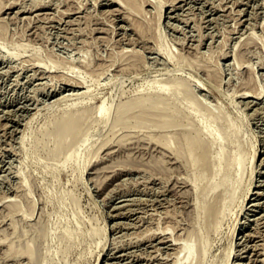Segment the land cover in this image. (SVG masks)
<instances>
[{
  "label": "rangeland",
  "instance_id": "1",
  "mask_svg": "<svg viewBox=\"0 0 264 264\" xmlns=\"http://www.w3.org/2000/svg\"><path fill=\"white\" fill-rule=\"evenodd\" d=\"M0 1V5L3 4L2 6H4L5 3L6 6H4L5 8L0 6V17H4L0 18V20L2 19V22H0L3 23L4 21L3 24H6L5 26L1 24L0 30L5 27L4 29L6 30H2L3 34H8L7 36L4 35V44L0 43V199L2 195L0 214L4 215L9 212V208L6 207L7 205L5 206V204L9 203L8 200L10 202L15 200L19 204L18 206L21 205L19 207L20 211L16 206L17 204L13 205L14 207L12 206L14 209L11 208V217L8 215L9 213H7L8 216L0 215V218H6L5 220L3 218H1L2 220L0 219L3 224H0V264H129V262H131L130 264H164L161 261H163L165 253V257H168L167 260L164 259V261L166 260L165 264H173L172 257L174 253L171 246L165 247L164 243H159L157 240L151 241L148 237L151 235L148 234V231L150 230V233L153 230L152 232L157 233L155 232L157 228L163 229L164 231L162 232L164 233H158L164 234L168 238L169 234L172 233L171 235L174 237L176 233V236L180 235L178 237L185 239V234L189 233V237L196 244H200L203 238L206 252L203 257L194 253L193 264L195 260L201 258L200 261L197 260L199 264H225L228 251H231L227 259L228 264L242 262L243 260L236 259V255L240 256L241 253L248 256L246 258L248 262L246 263V260H244L243 264H264V256H262L264 255V193L262 191L264 190V0H187L186 2L176 0L178 7L175 10L169 9L171 0H167L169 2H166V5L164 4L159 21H157L158 8L166 0H139V5L142 4L140 7H144V10L140 8L141 10L138 9L140 11L136 9L135 12L132 11L134 10L132 8H128L125 5L122 6V2L121 4L120 2L110 3L109 0H10V3L8 2L9 0ZM224 1L226 4L223 3ZM6 3L9 5L12 3L13 6L8 7ZM202 3L204 4L202 5ZM34 4H40V6L35 7ZM180 4L181 6H179ZM218 4L222 6L225 4V6L223 8L218 7L221 6ZM31 5L33 8L30 7ZM114 6L115 9H113ZM17 9L20 10L18 11ZM108 11L111 12L109 13ZM44 12L45 14H43ZM38 13L39 16H37ZM123 13L129 14L126 16ZM132 20L134 23L139 21V24L142 23V26L144 25V28L147 27L145 30L146 35L135 28V24L130 22ZM33 29L36 30L32 32ZM136 29L139 34L141 32V36ZM30 35L35 37L32 38ZM17 38L23 42V46L17 41ZM26 39L31 44L26 43ZM33 39L37 40L33 42ZM9 41H12V45L9 44ZM14 41L17 42L15 43ZM129 49H135L132 52H137V55L131 54V50L129 53ZM10 51H13L16 55L9 57L7 54ZM130 55L134 58L140 57L137 59L138 61L133 59L137 64L126 63L129 61L133 62ZM25 58H29V60ZM30 58L35 59L30 61ZM123 58L126 62L123 61ZM105 62L108 64H101ZM205 62L212 67H208ZM29 63L35 64L31 65ZM201 63H204L203 65L207 69L215 68V70L213 69L215 71L213 75L216 76L214 79L217 80L216 82L222 88L216 82L214 83L215 86H213L212 80L203 78L205 77L204 71L207 69ZM25 64L26 66H24ZM180 64L182 65L181 67ZM134 65L138 66L135 67ZM214 65L215 67H213ZM103 66H107V68ZM45 67L49 68V70L47 68L46 70ZM93 67H97L96 73L95 71L94 73L89 71ZM98 67H103V70ZM121 67H124V69ZM118 68H121V71ZM127 68L129 70H126ZM134 68L137 69L134 71ZM10 69H12V72H9L11 71ZM100 70L103 72L99 73L98 71ZM131 70L135 74L131 73ZM33 71L36 73H33ZM39 71L42 75H40ZM251 72L253 75L251 74L250 76L253 79L248 77ZM34 74L40 75V79ZM191 76L193 79L196 76L204 80V89L195 88V91H199H194L193 93H197L195 94L197 97H195L200 100H196L195 103L194 95L189 90L184 89L180 93V81L187 82L186 89H189V84L192 87L193 79H191ZM69 77L71 80H84L90 85L88 92L84 89V92L78 93V95L70 89H64V86H62L63 89H60L62 88L61 83ZM152 78H157V81H152L154 80ZM247 79L250 80H248V85H254L253 87L256 88L255 93H259L258 98H242L238 96L239 94H236V88L239 89V85H246ZM164 83H167L165 85L173 84L179 89L174 96H171L173 100L170 99V103L163 105L162 102H157V108L161 111L157 110L158 112H153L155 113L153 114L151 108H141L138 106L139 104L137 105L136 101L141 99L146 94L145 92L150 93L151 96L149 95V97L157 98L154 94L155 88L164 85ZM52 86H54L53 89L55 87L56 89L53 90ZM80 90H83V88H80ZM234 91H236L235 94L232 93ZM62 94L64 95L63 97H61ZM233 94L235 95L234 97ZM76 95L79 96V100H85L92 95L93 100L91 103L93 105H96L104 97L105 102L110 107L109 113L105 119H100L98 116L95 117L96 115L93 111L95 106L93 107L91 103L88 104L91 105L93 110L91 109L90 115L81 121L80 132L77 137L73 139L67 135L61 141V144L57 146V135L53 132L52 121L62 114L65 109L69 108L68 104L75 100V97L76 99L78 98ZM56 96H60V98H56ZM70 97H73V99ZM189 101L196 105L195 107H197L199 112L192 108L193 104ZM248 102L249 104L251 103L250 106H248ZM130 103L133 104L130 105ZM182 104H186V106H182ZM187 104L191 107L187 106ZM180 105L183 109L180 108ZM181 109L182 111H180ZM116 111L123 112L121 114L123 118L121 116L122 119L120 121L114 122V116L120 114V112L115 114L117 113ZM153 111H156V109ZM195 113L197 114L195 115ZM212 116L215 117V120ZM7 124H10V126H7ZM205 124L210 125V128L213 126L212 129L215 128V131L221 129L219 133L223 130L224 135L223 133L221 134L224 136V145L228 143L226 148L224 147L227 153H225V156L228 159L240 147L248 151L245 158L250 155L253 148L256 149L253 162H249L250 166H248L247 161L245 162L246 166L244 165V167L248 170L244 169L243 171L245 172L241 175V178L244 177L243 186L241 187L243 183L241 178H239L240 182H238L241 185L234 184V197L231 201H228V194L234 186L232 183V186L229 184L226 189L224 185H222L223 187L221 185L217 187L219 191L221 188L226 190H221V196L217 189L213 191L206 187L209 184L208 178L213 172V162L210 161H212L213 155L218 148L217 146H219L216 142L213 141L215 145H212L211 141L206 146L209 151L206 153L209 162H205V165H203L205 167L201 168L203 170L202 178H200L199 189L197 190L201 191V194L195 191L192 183L197 166H191L186 162L187 159H184V156L187 158V155L183 156L182 154L176 157L175 153H170L175 150L173 148H177L179 140L176 137H180V135L176 133L181 134V131L187 130H192L193 132V130H197L195 128L204 130L205 128H202V126ZM49 129L52 130L51 133L48 132L50 131ZM24 135H27V137ZM229 135L231 138L228 137ZM225 136L228 138H225ZM202 137L204 139L207 135L204 133ZM164 138L169 140L173 151L170 148L169 151L168 149L165 150L166 147L162 148L163 146L159 145L160 142L158 141ZM229 139H232V141ZM155 145H159L158 148ZM159 147L165 150L164 152L167 156L165 153L164 155L161 153L162 151ZM212 147L217 148H213V151ZM6 149L9 150L7 151ZM156 149H158V153ZM197 150L199 151L200 149L198 148ZM82 165L84 166L82 167ZM110 169L114 170L110 171ZM233 169L227 167L215 179H222L224 173L231 177L233 175L232 171L234 173ZM248 179H252L251 191L248 192L245 198L243 191L248 188L244 187V185L247 186ZM184 181L185 183H182ZM17 183L21 184L22 187ZM15 184H17L18 189L15 188ZM95 185L98 189L94 187ZM257 190L260 195H258ZM17 192H19L21 197H19ZM24 192H28V194H24ZM24 195L28 197L26 198L25 196L24 198ZM217 195L220 196L222 201L223 195H227V204L231 202L228 204V208L227 205L225 206L226 208L224 207L226 211L221 206L222 201ZM237 196L240 197V200ZM3 197H7L6 201ZM194 197L198 199V202L195 199L197 203L194 201ZM202 197L209 205L218 200L214 204H218V207L220 203L223 208V210L221 207L213 208L214 204H212L213 210L215 211L216 209L217 212L219 210L220 216L223 218L220 217L221 220L217 229L213 227L216 214L213 215L211 211H209L210 217L207 213L208 218L206 217L205 220V216L204 218L202 216L206 213L199 217L203 218V220L195 218L198 217L196 215V204L203 201ZM25 199H28L30 203L26 202L27 200ZM2 200L5 203H2L4 202ZM132 200L133 203H130ZM161 200H163V204H160L162 203ZM239 201L244 203L243 210L240 209L242 202L239 203ZM187 202L190 204L188 205ZM253 202H256L257 205ZM193 203L196 204L194 205ZM3 204L5 207H3ZM115 205H119V208L115 207ZM131 207L132 209H130ZM150 207H155V209L152 211ZM229 207L232 209H229ZM16 208L19 212L16 211ZM131 210H133V213ZM162 210L166 212L163 213ZM127 211H129V214H127ZM152 212L155 213L152 214ZM158 213L161 214L158 217L159 219L154 217L159 216ZM166 215H173V217H167ZM124 216L126 217L124 218ZM133 216L134 218L136 217L134 220ZM138 216L143 218H138ZM259 216L261 218L257 219ZM154 219V223H151L153 227L150 224L147 225L150 220ZM117 220L119 223H114L115 221L118 222ZM121 220L124 224L121 223ZM140 220H144V224ZM157 220L158 223L156 222ZM162 221L167 223L166 225L171 223L170 227H174L175 230L173 228L172 230L174 231H171L169 226L165 227V224H161ZM10 222H12L11 226H9ZM130 222L134 226L130 225ZM242 222H244V226H242ZM125 223L127 224L125 225ZM135 225L140 227L138 228ZM253 225L255 226L254 229H252ZM164 227L165 229L169 228L168 230L170 231H165ZM180 227H183V229L185 227L187 231L182 229V232L177 234V232L181 231ZM137 228L141 235H144L143 237L139 236L140 233ZM140 229H143L142 231L146 233ZM160 229L158 231H161ZM233 230L235 234L232 237ZM11 231L12 235L8 234ZM133 232H137V234L134 235ZM243 232L248 233L251 237L240 238ZM196 233L198 234L197 236L201 235L199 239L196 237ZM3 235L7 236V242L4 241L6 237H1ZM9 235L13 237L11 239L15 242L8 239L10 238ZM136 235L139 238L141 237V239L137 240L138 236L133 239ZM127 238H130V241H125ZM142 238L149 241L145 239L144 241ZM171 238L169 242H175ZM181 239L179 238L176 242L178 243L179 240L184 241ZM131 240L138 242H132ZM237 240L242 241L240 243ZM117 241H123L122 243L120 242L119 247ZM10 242L13 243L12 247ZM8 244H10V247L7 246ZM26 244L33 251L32 260L30 256L21 252L27 246ZM260 244L263 246H260ZM230 245L232 246L231 250L228 248ZM19 247H23V249L21 250ZM16 249H19L18 252ZM131 249L136 250L135 252L139 251V249L141 251L135 253ZM163 249L164 251H161ZM166 250L168 253L165 252ZM242 250L246 251L242 252ZM109 251L112 252L110 253ZM122 251L125 253L127 251V253L125 254ZM171 251L173 256H171ZM139 253L141 256H139ZM153 253H156V255ZM182 253L179 252L178 255L181 256ZM152 254V257H147V255ZM155 260L156 262H154ZM168 261L172 262L169 263Z\"/></svg>",
  "mask_w": 264,
  "mask_h": 264
},
{
  "label": "bare ground",
  "instance_id": "2",
  "mask_svg": "<svg viewBox=\"0 0 264 264\" xmlns=\"http://www.w3.org/2000/svg\"><path fill=\"white\" fill-rule=\"evenodd\" d=\"M8 1V0H7ZM110 1V3H118V2H120V4H121V2L123 3L122 4V6H126V7H128V8H132V9H134V10H132V11H136V9H137V11H140L141 9L140 8H142L143 10H144V7H140L141 5H139V0H109ZM176 0H171L170 2H169V9H171V10H175L177 7H178V4L175 2ZM183 1H187V0H180V2H183ZM3 2V1H2ZM9 3H10V0L8 1ZM12 2V1H11ZM166 2H167V0L165 1V3H162V4H160V6H159V8H158V15H157V21H159V19H160V17H161V15H162V8H163V6H164V4L166 5ZM167 2V3H168ZM189 2V1H188ZM13 3V2H12ZM11 3V5H9V4H7L8 5V7H11V6H13V4ZM17 3V2H16ZM102 3V2H101ZM105 3V2H104ZM107 3V2H106ZM199 3V2H198ZM201 3V2H200ZM223 3H225V1L223 2ZM0 4H1V1H0ZM15 4V3H14ZM43 4V3H42ZM119 4V5H120ZM204 3H202V5H203ZM211 4H213V2H211ZM226 4V3H225ZM225 4L223 5V6H225ZM3 5V4H2ZM2 5H0L2 8L5 6V3H4V6H2ZM19 5H20V3H19ZM18 5V6H19ZM35 5V4H34ZM33 5V6H34ZM168 5V4H167ZM190 5V4H189ZM193 5V4H192ZM208 5V4H207ZM218 5H221V4H218ZM36 6H40V4L39 5H35V7ZM42 6V5H41ZM121 6V5H120ZM179 6H181V4L179 5ZM213 6L215 7V5L213 4ZM216 6H217V4H216ZM223 6L221 5V6H218V7H222L223 8ZM1 7H0V9H1ZM6 7V6H5ZM4 7V8H5ZM7 7V8H8ZM20 7V6H19ZM25 7V6H24ZM31 8H33L32 7V5L30 6ZM35 7H34V9H35ZM43 7V6H42ZM45 7V6H44ZM182 7H184V6H182ZM213 7V8H214ZM31 8H29V9H31ZM39 8V7H38ZM112 8V7H111ZM120 8V7H119ZM125 8V7H124ZM187 8V7H186ZM212 8V9H213ZM216 8V7H215ZM214 8V9H215ZM221 8V9H222ZM16 9V8H15ZM113 9H115V6H114V8ZM112 9V10H113ZM123 9V8H122ZM138 9H140V10H138ZM179 9V8H178ZM216 9H218V8H216ZM220 9V10H221ZM18 11L20 10V9H17ZM23 10V9H22ZM26 10V9H25ZM41 10V9H40ZM107 10H109L108 8H107ZM111 10V9H110ZM117 10V9H116ZM121 10V9H120ZM126 10V9H125ZM124 10V11H125ZM128 10V9H127ZM130 10V9H129ZM208 10V9H207ZM211 10V9H210ZM24 11V10H23ZM47 11V10H46ZM168 11V10H167ZM205 11V10H204ZM215 11V10H214ZM15 12V11H14ZM29 12V11H28ZM32 12V11H31ZM79 12V11H78ZM109 12V11H108ZM111 12V11H110ZM109 12V13H110ZM113 12V11H112ZM133 12V13H134ZM177 12V11H176ZM206 12V11H205ZM213 12V11H212ZM18 13V12H17ZM17 13H15V14H17ZM23 13V12H22ZM25 13V12H24ZM30 13V12H29ZM46 13H48V12H46ZM73 13V12H72ZM124 13H126V12H124ZM123 13V15H126V16H128L127 14H129L130 13V11H129V13H127V14H124ZM177 13H179V12H177ZM203 13V12H202ZM26 14V13H25ZM43 14H45V12L43 13ZM117 14V13H116ZM120 14V13H119ZM137 14V13H136ZM170 14V13H169ZM41 15V14H40ZM121 15V14H120ZM172 15V14H171ZM177 15V14H176ZM14 16H16V15H14ZM18 16V15H17ZM37 16H39V13H38V15ZM119 16V15H118ZM122 16V15H121ZM125 16V17H126ZM134 16H135V14H134ZM21 17V16H20ZM30 17V16H29ZM35 17V16H34ZM124 17V16H123ZM122 17V18H123ZM133 17V16H132ZM169 17H171V16H169ZM0 18H4V17H0ZM31 18H33V17H31ZM38 18V17H37ZM36 18V19H37ZM127 18H130V17H127ZM134 18V17H133ZM175 18V17H174ZM173 18V19H174ZM120 19V18H119ZM136 19V18H135ZM169 19V18H168ZM172 19V18H171ZM2 20V19H1ZM0 20V21H1ZM38 20H39V18H38ZM138 20V19H137ZM137 20H135V21H137ZM2 22V21H1ZM0 22V26H1V24L2 25H4L3 23H4V21H3V23H1ZM35 22V21H34ZM37 22V21H36ZM130 22H133L134 23V21L132 20V21H130ZM132 24V23H131ZM135 24V28H137L139 31H141L143 34H145V30H146V28H144V25L142 26V23L141 24H139V21H137V23H134ZM133 24V25H134ZM6 25V24H5ZM4 25V26H5ZM134 27V26H133ZM5 27H3V28H1L2 30L4 29ZM7 28V27H6ZM29 28H31V27H29ZM37 29V28H36ZM36 29H33L32 30V32L34 31V30H36ZM137 29H136V31H137ZM2 30H0V39L1 40H3V41H1L0 40V43L2 44L3 42H4V39H5V36H7L8 34H3L4 32L3 31H5L6 29H4L3 31ZM2 31V32H1ZM138 32V31H137ZM141 32H140V34H141ZM5 33H7V32H5ZM26 33V32H25ZM30 34H31V32H29ZM146 33H147V31H146ZM34 35H36L37 34V31H36V34L35 33H33ZM138 34H139V32H138ZM139 34V35H140ZM142 34V35H143ZM148 34V33H147ZM5 35V36H4ZM146 35V34H145ZM31 36V35H30ZM37 36V35H36ZM141 36V35H140ZM27 37V36H26ZM32 37V36H31ZM35 37V36H34ZM34 37H32V38H34ZM143 37H145L144 35H143ZM8 38H10V37H8ZM28 38V37H27ZM14 39V38H13ZM18 39V38H17ZM22 39V38H21ZM25 39V38H24ZM7 41H8V39H6ZM9 40H11V39H9ZM16 40V39H15ZM27 40L28 39H26V43H29V40H28V42H27ZM37 40V39H36ZM36 40H32L33 42L34 41H36ZM13 41V40H12ZM12 41H9L8 43L9 44H11L12 45ZM17 41H19L20 43H21V45L23 46V42H21L19 39L17 40ZM17 41H14L15 43L17 42ZM31 41V40H30ZM6 42V41H5ZM14 42H13V44H14ZM18 42V43H19ZM18 43H17V45H18ZM201 43V42H200ZM4 44V43H3ZM6 44V43H5ZM25 44V43H24ZM29 44H31V43H29ZM15 45V44H14ZM19 46V45H18ZM25 46H26V44H25ZM14 47V46H13ZM160 49H161V47H160ZM130 50H131V54L132 53H134V52H132L133 50L135 51V49H129V53H130ZM127 51V50H126ZM125 51V53L126 54H128L127 52ZM124 53V54H125ZM137 52H135L134 54H136ZM133 54V55H134ZM9 57H13V56H15L16 55V53H14L13 51H10V52H8V54H7ZM137 55V54H136ZM181 55V54H180ZM128 56V55H127ZM125 57V56H124ZM181 58H182V56H180ZM238 57H239V55H238ZM241 57H242V55H241ZM240 57V58H241ZM128 58V57H127ZM126 58V59H127ZM130 58H132L131 60H133V59H138V58H140V57H132V55H130ZM240 58H237L238 60L240 59ZM26 60L28 59L29 60V58H25ZM31 59H32V61H34L33 59H35V58H30V61H31ZM129 59V58H128ZM127 59V60H128ZM242 59V58H241ZM240 59V60H241ZM140 60V59H139ZM181 60V59H180ZM244 60V59H243ZM243 60H242V62H243ZM35 61H37V60H35ZM101 61V60H100ZM123 61H124V58H123ZM122 61V62H123ZM138 61V60H137ZM38 62H39V60H38ZM102 62V61H101ZM104 62V61H103ZM121 62V63H122ZM124 62H126V61H124ZM140 62V61H139ZM21 63H23V62H21ZM35 63H37V62H35ZM34 63V64H35ZM107 62H105V63H101V64H106ZM127 64H137L136 62H135V60H133V62H126ZM181 63V62H180ZM29 64H33V63H29ZM33 64V65H34ZM38 64V63H37ZM108 64V63H107ZM124 64V63H123ZM142 64H143V60H142ZM202 65L204 64V63H201ZM201 64H200V66H201ZM205 64H207L206 62H205ZM41 65H44V64H41ZM54 65V64H53ZM82 65H84V64H82ZM81 65V66H82ZM99 65H100V62H99ZM120 65V64H119ZM122 65V64H121ZM132 65H130V66H132ZM139 65H140V63H139ZM20 66H22V65H20ZM24 66H26V64L24 65ZM36 66V65H35ZM40 66V65H39ZM123 66V65H122ZM127 66V65H126ZM135 66V65H134ZM133 66V67H134ZM138 65H136L135 67H137ZM141 66V65H140ZM182 65L180 64V67H181ZM198 66V65H197ZM205 65H203V67H204ZM207 66H208V64H207ZM209 66H210V64H209ZM208 66V67H209ZM14 67V66H13ZM18 67V66H17ZM44 67V66H43ZM74 67H75V65H74ZM84 67V66H83ZM103 67H105V66H103ZM103 67L101 68L102 70H103ZM117 67H119L118 65H117ZM124 67H125V65H124ZM124 67L122 68V69H124ZM191 67V66H190ZM193 67V66H192ZM195 67H196V65H195ZM194 67V68H195ZM199 67V66H198ZM197 67V68H198ZM206 67V66H205ZM210 67H212V66H210ZM213 67H215V65L213 66ZM15 68V67H14ZM14 68H12V69H14ZM22 68V67H21ZM39 68V67H38ZM47 67H45V69H46ZM51 68V67H50ZM72 68V67H71ZM97 68V67H96ZM96 68H92L91 70H89V71H92L93 73H94V71H95V73H96ZM99 68V67H98ZM99 68V69H100ZM105 68H107V66L105 67ZM121 68H118L119 69V71H121ZM132 68V67H131ZM141 68H142V66H141ZM200 68V67H199ZM9 69V68H8ZM12 69H10L11 71H9V72H12ZM24 69H25V67H24ZM43 69V68H42ZM48 70H49V68H47ZM46 69V70H47ZM90 69V68H89ZM95 69V70H94ZM133 69V68H132ZM135 69H137V68H134V71H135ZM138 69H140V68H138ZM181 70H182V68H180ZM193 69V68H192ZM201 69V68H200ZM205 69H207V67L205 68ZM215 70V68H210V69H207L206 71H204V69H201V70H203L204 71V73H205V77H203L204 79H207V80H212L213 81V86H215L214 85V83L217 81V80H215L214 78L216 77L215 75H213V73L215 72L214 70ZM251 69V68H250ZM7 70V69H6ZM19 70V69H18ZM26 70V69H25ZM29 70V69H28ZM32 70V69H31ZM51 70V69H50ZM73 70H76V69H73ZM102 70H100V71H98L99 73L100 72H103ZM126 70H129L128 68L126 69ZM195 70V69H194ZM197 70V69H196ZM200 70V71H201ZM14 71V70H13ZM21 71V70H20ZM132 71V70H131ZM131 71H128V72H131ZM139 71V70H138ZM137 71V72H138ZM198 71V70H197ZM5 72H7V71H5ZM8 72V73H9ZM24 72V71H23ZM35 71H33V73H34ZM37 72H38V70H37ZM51 72V71H50ZM98 72H97V74H98ZM124 72H125V70H124ZM180 72H182V71H180ZM22 73V72H21ZM25 73V72H24ZM36 73V72H35ZM39 73H40V71H39ZM131 73H134L133 71L131 72ZM201 73H203V72H201ZM203 73V74H204ZM218 73V72H217ZM7 74V73H6ZM20 74V73H19ZM44 74V73H43ZM126 74H127V72H126ZM130 74V73H129ZM135 74V73H134ZM216 74V73H215ZM252 74V72L249 74V76L248 77H250V79H253V78H251L252 76H250ZM34 75H36V74H34ZM40 75H42L41 73H40ZM40 75L38 76V75H36L37 77H39V79H40ZM253 75V74H252ZM31 76H33V75H31ZM204 76V75H203ZM218 76V75H217ZM43 77V76H42ZM42 77H41V79H42ZM220 77V76H219ZM65 78H67V77H65ZM73 79V78H72ZM152 79H154V80H152ZM151 80L152 81H154L155 82V80L157 79H155V78H152ZM191 79H193V77L191 76ZM218 80H219V78H217ZM17 80V79H16ZM64 80V79H63ZM70 79V77L68 78V79H65V81L64 82H62L61 84V87L62 86H64V89H66V90H68V89H70V90H72V91H74V93L75 94H81L82 92H84V89L88 92V90H89V87H90V85L89 84H87L84 80H76V79H73V80H71ZM148 80H150V79H148ZM222 80V79H221ZM246 80V79H245ZM244 80V81H245ZM248 80L249 79H247V84L245 85V84H243V83H241V84H243L242 86H240L239 85V89H237L236 88V90H237V92H239V93H237L236 91H234V92H232V93H234L235 94V92H236V94H239L238 96L239 97H242V98H249V97H252V98H258V94L259 93H255V90H256V88L255 87H253V86H251V85H248ZM157 81V80H156ZM204 80L202 79V78H200V77H196L195 76V78L193 79V83H192V87H190V85L191 84H189V86H188V88L189 89H186V86L188 85L187 84V82L186 81H180V93H181V90H189L192 94L194 93V91H195V88L196 89H204V82H203ZM220 81V80H219ZM250 81V80H249ZM60 82V81H59ZM75 82V83H74ZM209 82H211V81H209ZM222 82V81H221ZM145 83H146V80H145ZM148 83V82H147ZM150 84H153V83H150ZM165 84H167V83H164V85H162V86H158L157 88H155L156 90L154 91V94H155V96H157V98H151V97H149V95H150V93H148V92H145L146 94H144L143 96H142V98L141 99H139V97L141 96H139L138 97V101H136V103H137V105L138 106H140L141 108H144V107H148L149 109L151 108L152 109V113L153 112H158L157 110H159V111H161L159 108H157L158 106H157V102H162V104L163 105H166V104H168V103H170L171 102V100H173V98L171 97V96H174V94H176V92H177V90L179 89L177 86H173V84H169V85H165ZM211 84V83H210ZM209 84V85H210ZM216 84H219L218 82H216ZM251 84V83H250ZM54 85V84H53ZM211 85V86H212ZM57 86V85H56ZM216 86H218V85H216ZM219 87H221L220 86V84H219ZM52 89L54 88V86H52L51 87ZM80 88H83V90H80ZM222 88V87H221ZM253 88H255V89H253ZM50 89V88H49ZM55 89H56V87H55ZM55 89H53V90H55ZM60 89H63V87L62 88H60ZM209 89V88H208ZM218 89V88H217ZM198 90V91H199ZM81 91V92H80ZM189 91H187L188 93H190ZM198 91H195V92H198ZM211 91V90H210ZM209 91V92H210ZM46 92V91H45ZM45 92H44V94H45ZM53 92V91H52ZM62 92V91H61ZM212 92V91H211ZM221 92H222V90H221ZM153 93V92H152ZM169 93V94H168ZM190 93V94H191ZM231 93V94H232ZM261 93V92H260ZM64 94H65V92H64ZM70 94H71V92H70ZM73 94V93H72ZM78 94V95H79ZM195 94H197V93H195ZM195 94H193L194 95V103H195V101L196 100H199V98L198 99H196V95ZM203 94V93H202ZM225 94V93H224ZM228 94V93H227ZM233 94V97L235 96ZM48 95V94H47ZM59 95V94H58ZM78 95H76V96H78ZM49 96V95H48ZM64 95L62 94L61 95V97H63ZM67 96H69V95H67ZM151 96V95H150ZM181 96V95H180ZM192 96V95H191ZM196 96V97H195ZM58 96H56V98H57ZM87 97V96H86ZM58 98H60V96L58 97ZM65 98H66V94H65ZM70 98H72L73 99V97H70ZM69 98V99H70ZM81 98H83V97H81ZM85 98V97H84ZM93 98V96L92 95H90V96H88L87 97V99H85V100H79V96H78V98L76 99V97H75V100H73V101H71L68 105H69V108L68 109H65L64 110V112L62 113V114H60L59 116H57L56 118H55V120L54 121H52L53 122V126H54V128H53V132H55L56 133V139H57V146L58 145H60L61 144V141L64 139V137H66L67 135L68 136H71L73 139H75L76 137H77V135H78V133L80 132L79 130H80V123H81V121L83 120V119H85V117H87L88 115H90V111H92L93 109H92V107H91V105H88V104H90L91 102H92V99ZM104 97H102V99H100V101L95 105H93L92 103V105H93V107H94V112H95V117H97L98 116V118H100V119H105L106 117H107V115H108V113H109V110H110V107L107 105V103L105 102V98L103 99ZM151 98V100L149 101V99ZM204 98V97H203ZM203 98H202V100H203ZM54 99V98H53ZM171 99V100H170ZM179 99V98H178ZM207 99V98H206ZM231 99H233L232 97H231ZM56 100V99H55ZM201 100V101H202ZM242 100V99H241ZM254 100V99H253ZM257 100V99H256ZM131 101V100H130ZM129 101V102H130ZM185 101H187V100H185ZM192 101V100H191ZM191 101H189L190 103H191ZM200 101V100H199ZM206 101V100H205ZM251 101V100H250ZM255 101V100H254ZM132 102H134L133 100H132ZM188 102V103H189ZM204 102V101H203ZM245 102V101H244ZM247 102V101H246ZM128 103V102H127ZM126 103V104H127ZM136 103H135V105H136ZM194 103L192 102L191 104H193V106H192V108L194 109V110H198L197 109V107H195L196 105H194ZM251 103H252V101H251ZM250 103V104H251ZM254 103V102H253ZM259 103V102H258ZM133 103H130V105H132ZM181 104V103H180ZM245 104V103H244ZM248 104H249V102H248ZM250 104L248 105V106H250ZM257 104V103H256ZM25 106V105H24ZM181 106V105H180ZM182 106H186V104L185 105H183L182 104ZM182 106L180 107V108H182ZM187 106H189V104H187ZM247 106V105H246ZM247 106V107H248ZM189 107H191V106H189ZM92 109V110H91ZM156 109V111H153V110H155ZM183 109V108H182ZM182 109L180 110V111H182ZM186 109H187V107H186ZM192 109V110H193ZM20 110V109H19ZM191 110V111H192ZM6 111V110H5ZM14 111H15V109H14ZM17 111V110H16ZM188 111V110H187ZM8 112H10V111H8ZM117 112V111H116ZM118 112H120V114H118ZM117 113H115V114H118V115H115L114 117V122L115 121H120V119H122L123 118V115H121L122 113H121V111H118ZM189 112V111H188ZM196 112V111H195ZM198 112H199V110H198ZM13 113V112H12ZM183 113H184V111H183ZM192 113H193V111H192ZM7 114V113H6ZM11 114V113H10ZM92 114V113H91ZM153 114H155V113H153ZM197 113H195V115H196ZM199 114V113H198ZM121 116H122V118H121ZM200 117V116H199ZM203 117V116H202ZM202 117H201V120H202ZM1 118V117H0ZM97 118V119H98ZM212 118L215 120V117H213L212 116ZM212 118H211V120H212ZM8 119V118H7ZM96 119V120H97ZM99 119V120H100ZM98 120V121H99ZM207 120H209V119H207ZM101 121V120H100ZM203 121V120H202ZM14 122V121H13ZM207 123H208V121H207ZM210 123V122H209ZM213 123V125H215V123L214 122H212ZM12 125V124H11ZM212 125V124H211ZM7 126H10V124H7ZM52 126V127H53ZM12 127V126H11ZM52 127H51V129H52ZM205 128L204 130L202 129H198V128H195V130L196 131H194L193 130V132H192V130L190 131H181V134H178V133H176L177 135H180V137L178 136V137H176V139L177 140H179L177 143V148H173V149H175L174 151L171 149L172 147L170 146V144H169V140L167 139V138H164V139H159L160 141H158V142H160L159 143V145L160 146H163L162 148H164V147H166L165 148V150H167L168 149V151H169V148L173 151V152H170L171 154L173 153H175L177 156L176 157H178V155H182L183 154V156L184 155H187L186 157L187 158H185V156H184V159H187L186 160V162L188 163V164H190L191 166H193V165H196L197 167V169H195L196 170V172L194 173L195 174V176H194V178H193V186H194V188H195V191H197L198 189H199V181H200V178H202L201 176H202V169L201 168H204L205 166H203V165H205V162H207L208 160V158H207V152H209L208 151V149H206V146L209 144V142H211L212 141V145H215V144H213V141L214 142H216L219 146H217L216 148H214V147H212V150L214 151V149H216V151H215V154L213 155V158H212V161H210V162H213V172H212V174H211V176H210V178H208L209 179V184H208V182H207V186L206 187H208L209 189H212L213 191H214V189H217V187L218 186H222V185H224L225 186V189L227 188V186L229 185V184H235V183H237L238 184V182H240V180H239V178H241V175L243 174V172H245V171H243L246 167H244V165L246 164L245 162L247 161L248 162V164H249V162H253V159H254V157H255V154H256V149L255 148H253L252 149V152L250 153V155L247 157V158H245V156H246V153L248 152V151H246V149H244V148H241L240 147V149L239 150H237L234 154L232 153V156L231 157H229V159H228V157L226 158V151L224 150V147L226 148V145L228 144V143H226V145H224L225 144V141L223 140L224 139V133L221 131V133H223V135L221 134V133H219L220 132V130L218 131V130H216V131H218V133H216V131H215V128L214 129H212V127L213 126H211V128H210V125L208 126L207 124H205V125H203L202 126V128ZM7 128V127H6ZM16 128V127H15ZM14 128V129H15ZM5 129V128H4ZM12 129V128H11ZM50 130V129H49ZM234 130V129H233ZM237 130V129H236ZM51 131L52 130H50V131H48V132H50L51 133ZM11 132V131H10ZM230 132H232V131H230ZM234 132V131H233ZM26 133V132H25ZM204 133L207 135V137L205 138L204 137V139H203V137H202V135H204ZM11 134V133H10ZM234 134V133H233ZM232 134V135H233ZM235 134H236V136H237V133H236V131H235ZM24 136H26L27 137V135H24ZM23 136V137H24ZM235 136V137H236ZM228 137H230V135L228 136ZM228 137H226L225 136V138H228ZM180 138V139H179ZM231 138V137H230ZM22 139H24V138H22ZM226 140V139H225ZM230 141H232V139H229ZM235 141V140H234ZM233 141V142H234ZM55 143V144H56ZM231 143V142H230ZM154 145V144H153ZM157 145V144H156ZM155 145V146H156ZM158 145V146H159ZM56 146V145H55ZM158 146H156L157 148H158ZM111 147H113V146H111ZM154 147V146H153ZM211 147V146H210ZM162 148L161 147H159V149L162 151L161 153H163V155H164V151L165 150H162ZM200 149L199 151L197 150V149ZM208 148V147H207ZM214 148V149H213ZM109 149V148H108ZM210 149V148H209ZM7 150V149H6ZM9 150V149H8ZM7 150V151H8ZM112 150V149H111ZM157 150V153H158V149H156ZM159 150V151H160ZM114 151V150H113ZM225 151V152H224ZM109 152H111V151H109ZM3 153V152H2ZM213 153V152H212ZM212 153H210V154H212ZM226 153V154H225ZM1 154V153H0ZM4 154V153H3ZM78 155V154H77ZM79 155H81V154H79ZM165 155L167 156V154L165 153ZM170 155V154H169ZM168 155V156H169ZM229 155V154H228ZM259 155V154H258ZM183 156H182V158H183ZM1 157V156H0ZM4 157H5V155H4ZM173 157H174V155H173ZM81 158V157H80ZM170 158V157H169ZM181 158V157H180ZM1 159V158H0ZM3 159V158H2ZM175 159V158H174ZM173 159V160H174ZM247 159V160H246ZM79 160V159H78ZM172 160V162H174ZM211 160V159H210ZM2 161H4V160H2ZM171 161V160H170ZM170 161H168V162H170ZM260 161V160H259ZM261 161H263L262 159H261ZM185 162V163H186ZM209 162V161H208ZM207 162V163H208ZM261 163V162H260ZM259 163V164H260ZM212 164V163H211ZM210 164V165H211ZM264 164V163H263ZM84 165H82V167H83ZM228 168H235V169H233L234 170V173H233V171H232V174L233 175H231V177H229V176H227L225 173H224V177L222 178V179H220V180H217V179H215L216 178V176L218 175V174H221V173H223V172H221L222 170H226L227 169V167ZM234 166V167H233ZM246 166V165H245ZM248 166H250V164L248 165ZM1 167H2V165H1ZM225 167V168H224ZM253 167V166H252ZM249 168V167H248ZM212 169V168H211ZM114 170V169H113ZM113 170H111L110 169V171H113ZM116 170H117V168H116ZM245 170H248V169H245ZM252 170V169H251ZM256 170V169H255ZM11 171V170H10ZM253 171V170H252ZM260 171V170H259ZM120 172H121V170H120ZM224 172H226V171H224ZM228 172H229V169H228ZM247 172V171H246ZM262 172V171H261ZM260 172V173H261ZM115 173V172H114ZM119 173V172H118ZM117 173V174H118ZM122 173H124V172H122ZM249 173V172H248ZM253 173V172H252ZM255 173V172H254ZM8 174H9V172H8ZM13 174V173H12ZM18 174V173H17ZM116 174V175H117ZM120 174V173H119ZM16 175V174H15ZM115 175V174H114ZM249 175V174H248ZM252 175V174H251ZM223 176V175H222ZM260 176V175H259ZM16 177H17V175H16ZM221 177V176H220ZM244 178V177H243ZM243 178H241V180H242V182H243ZM249 178V177H248ZM245 180H247V179H245ZM249 180V179H248ZM252 180V179H251ZM251 180H249L248 181V183H247V186H245L244 185V187H248V188H246L243 192V195H245V198L247 197V194H248V192L249 191H251L250 190V186H251ZM20 182V181H19ZM24 182H25V179H24ZM253 182V181H252ZM264 182V181H263ZM21 183V182H20ZM182 183H185V181L184 182H182ZM18 185H19V183H17ZM17 184H15V186L17 185ZM232 184H231V186H232ZM240 185H241V183H239ZM238 184V185H239ZM243 184H244V182L242 183V185H241V187L243 186ZM237 185V186H238ZM264 185V184H263ZM262 185V186H263ZM14 186V187H15ZM20 187H22L21 186V184L19 185ZM18 186V187H19ZM94 187H96V185L94 186ZM223 187V186H222ZM243 187V188H244ZM16 189H18L17 188V186L15 187ZM14 188V189H15ZM234 188V189H233ZM233 188H232V191L230 190L228 193V201H231L232 199H233V197H234V191H235V185L233 186ZM237 188H239V187H237ZM15 189V190H16ZM22 189H24V188H22ZM96 189H98L97 187H96ZM95 189V190H96ZM207 189V188H206ZM209 189H207V190H209ZM242 189V188H241ZM260 189V188H259ZM258 189V190H259ZM19 190H20V188H19ZM211 190V191H212ZM221 190L223 191L224 189H222L221 188ZM221 190L219 191L218 189H217V191H219V194H220V192H221ZM228 190V189H227ZM243 190V189H242ZM257 190V192H258V195H260V192ZM26 191V190H25ZM98 191V190H97ZM224 191H226V190H224ZM239 191H241L240 189H239ZM263 191V193H264V190H262ZM99 192V191H98ZM197 192H199V191H197ZM201 192V191H200ZM199 192V194H201ZM256 192V193H257ZM224 193V192H223ZM227 193V192H226ZM236 193V192H235ZM241 193H242V191H241ZM15 194V193H14ZM17 194L19 195V192H17ZM22 195H23V193H21ZM24 194H28V192L26 193V192H24ZM196 194V193H195ZM194 194V195H195ZM217 194V193H216ZM239 194H240V192H239ZM17 195V196H18ZM203 195V194H202ZM236 195V194H235ZM238 195V194H237ZM4 196H6V194H4ZM25 196L26 195H24L23 197L25 198ZM196 196V195H195ZM215 196V195H214ZM218 197H219V199H220V196H221V194H220V196L219 195H217ZM224 196V198H223V201H222V205L221 206H223V208L227 205V208H228V204L229 203H231V202H229L228 204H227V195L225 196V195H223ZM240 196L242 197V195L240 194ZM14 197V196H13ZM19 197H21V195H19ZM28 196H26V198H27ZM204 197V196H203ZM203 197H202V199H203ZM238 197V196H237ZM4 198V197H3ZM240 197H238V199H239ZM244 198V199H245ZM260 198V197H259ZM1 199H2V195H1ZM1 199H0V201H1ZM5 199V201H6V199H7V197H5L4 198ZM11 199H13V198H11ZM28 199H30V198H28ZM28 199H25V200H27L26 202H28V203H30L29 202V200ZM163 199V198H162ZM195 199L197 200V202H198V199L197 198H195L194 197V201H195ZM216 199V198H215ZM243 199V198H242ZM14 200V199H13ZM25 200H24V202H25ZM134 200V199H133ZM133 200L130 202V203H133ZM153 200V199H152ZM155 200V199H154ZM157 200V199H156ZM159 200V199H158ZM219 200V202H221ZM234 200H235V198H234ZM240 200V199H239ZM2 201H4V200H2ZM5 201L4 202H2V203H5ZM111 201V200H110ZM135 201V200H134ZM162 201V203H160V204H163V200H161ZM215 201V200H214ZM216 201H218V200H216ZM215 201V202H216ZM236 202H237V200H235ZM235 201H233V202H235ZM8 202L9 203H7V204H5V206L6 207H8L9 208V212H7V213H9L8 215H10V217H11V211H12V209L11 208H13L14 206L13 205H16L17 206V208H18V210H19V207H21V205L20 206H18L19 204L18 203H16V201L14 200L13 202H10V200H8ZM15 202V203H14ZM186 202V201H185ZM190 202V201H189ZM196 202V201H195ZM196 202V203H197ZM214 202V203H215ZM218 202V203H219ZM240 202H242V201H239V203ZM243 202H244V200H243ZM241 203L240 204V209H242L243 210V208H244V203ZM188 203V202H187ZM196 203H193L194 205L196 204ZM213 202L212 203H210V205H209V203H207L206 202V200H204L203 199V201H201L200 203H198V204H196L197 205V213H196V215L198 216V217H195V218H199V217H201L202 216V214H205V215H203L202 217L204 218V216H205V218H204V220L206 219V217L208 218V216H209V211H211V213L213 214V215H215V222H214V224H213V227H214V229H217V227L219 226L218 224L220 223V220H221V214L219 213V210H218V212H217V208H219V207H221L220 206V203H219V206L217 207V205L218 204H214ZM217 203V202H216ZM253 203H255L256 204V202H253ZM1 204V203H0ZM111 204V203H110ZM125 204V203H124ZM135 204H136V201H135ZM139 204V203H138ZM186 204V203H185ZM190 203H188V205H189ZM209 206H208V205ZM212 204H214V206L212 205ZM26 205V204H25ZM24 205V206H25ZM122 205V204H121ZM152 205V204H151ZM232 205V204H231ZM233 205H235V204H233ZM236 205H238L237 203H236ZM257 205V204H256ZM4 206V204H3V207H5ZM11 206V207H10ZM13 206V207H12ZM110 206V205H109ZM117 205H115V207H116ZM119 206V205H118ZM117 206V207H118ZM133 206V205H132ZM139 206V205H138ZM157 206V205H156ZM212 206H213V208H216L215 209V211L213 210V208H212ZM259 206H260V203H259ZM2 206H1V208L2 209H4ZM112 207V206H111ZM122 207V206H121ZM139 207H142L141 205L139 206ZM146 207V206H145ZM196 207V206H195ZM194 207V208H195ZM7 208V209H8ZM17 208H16V211H18L17 210ZM119 208V207H118ZM128 209H129V207H127ZM152 208V211H153V209H155V207H150V209ZM165 208V207H164ZM222 208V207H221ZM223 208H222V210H223ZM226 208V207H225ZM225 208H224V210H225ZM231 207H229V209H230ZM262 208V207H261ZM14 209V208H13ZM130 209H132V207L130 208ZM141 209H143V208H141ZM167 209V208H166ZM166 209H164V210H166ZM196 209V208H195ZM232 209V208H231ZM6 210V209H5ZM5 210H4V212H5ZM21 210H22V208H21ZM111 210V209H110ZM113 210V209H112ZM125 210H127V209H125ZM135 210V209H134ZM168 210V209H167ZM170 210V209H169ZM221 210V209H220ZM221 210V211H222ZM0 211H1V209H0ZM14 211V210H13ZM20 211V210H19ZM18 211V212H19ZM116 211V210H115ZM137 211V210H136ZM139 211V210H138ZM141 211H143V210H141ZM150 211V210H149ZM155 211V210H154ZM163 211V210H162ZM161 211V212H162ZM226 211V210H225ZM225 211H224V214H225ZM241 211V210H240ZM18 212H16V213H18ZM114 212V211H113ZM128 213L127 214H129V211H127ZM131 212L133 213V210H131ZM130 212V213H131ZM135 212V211H134ZM160 212V213H161ZM166 211H163V213H165ZM168 212V211H167ZM196 212V211H195ZM245 212V211H244ZM264 212V211H263ZM2 213V212H1ZM7 213L6 214H4V215H7ZM15 213V212H14ZM117 213V212H116ZM121 213V212H120ZM123 213V212H122ZM146 213H147V211H146ZM149 213V212H148ZM153 213H155V212H152V214ZM207 213H208V216H207ZM211 213H210V215H211ZM108 214H110V213H108ZM170 214H173V213H170ZM224 214H222L223 216H224ZM258 214H260V213H258ZM261 214H262V212H261ZM0 215H2V216H4L3 214H0ZM7 215V216H8ZM111 215V214H110ZM113 215V214H112ZM116 215V214H115ZM124 215V214H123ZM122 215V216H123ZM140 215V214H139ZM156 215V214H155ZM158 215L159 216H154V217H156V218H158V217H160V215L161 214H159L158 213ZM162 215H164V214H162ZM167 215H168V213H167ZM166 215V216H167ZM254 215V214H253ZM7 216H5V217H7ZM114 216V215H113ZM120 216V215H119ZM142 216H143V214H142ZM142 216H138V218L139 217H142ZM149 216V215H148ZM170 216V215H169ZM169 216H167V217H169ZM126 216H124V218H125ZM129 217V216H128ZM163 217V216H162ZM170 217H173V215L172 216H170ZM210 217V216H209ZM221 217V218H220ZM256 217V216H255ZM1 218H3V217H1ZM0 218V219H1ZM9 218V217H8ZM7 218V219H8ZM136 218V217H135ZM134 218V216H133V220L135 219ZM143 218V217H142ZM153 218V217H152ZM203 218L201 219V218H199V219H201V220H203ZM220 218V219H219ZM248 218V217H247ZM259 218H261L260 216L259 217H257V219H259ZM4 220L6 219V218H3ZM146 219V218H145ZM159 219V218H158ZM167 219V218H166ZM223 219V218H222ZM2 220V219H1ZM4 220H3V222H4ZM139 220V219H138ZM146 220H148V219H146ZM168 220H170L169 218H168ZM172 220V219H171ZM198 220V219H197ZM263 220H264V218H263ZM118 221V220H117ZM124 221V220H123ZM141 221V220H140ZM144 221V220H143ZM143 221H141L142 223H143ZM153 221H155V219L154 220H150V223H147V225L148 224H150V226H152L151 225V223L153 222ZM161 221V220H160ZM159 221V222H160ZM164 221H165V219H164ZM255 221V220H254ZM258 221V220H257ZM261 221H262V219H261ZM260 221V222H261ZM9 222V221H8ZM114 222V221H113ZM125 222H127V221H125ZM157 223H158V220L156 221ZM11 224L9 225V226H11L12 225V222H10ZM114 223H119V221L118 222H114ZM121 223L122 224H124L123 222H122V220H121ZM134 223V222H133ZM154 223V222H153ZM243 224H242V226H244V222H242ZM253 223V222H252ZM255 223V222H254ZM0 224L1 225H3L2 223H1V221H0ZM7 224V223H6ZM127 223H125V225H126ZM130 225H132V226H134L131 222L129 223ZM144 224V223H143ZM161 224H165L164 226L165 227H167V226H169L170 227V224L171 223H169L168 225H166L167 223H163V221H162V223ZM258 224V223H257ZM260 224V223H259ZM8 225V224H7ZM116 225V224H115ZM138 225V224H137ZM140 225H142V224H140ZM156 225V224H155ZM208 225H209V223H208ZM4 226H5V224H4ZM108 226V225H107ZM118 226V225H117ZM120 226V225H119ZM124 226V225H123ZM131 226V227H132ZM136 226V225H135ZM143 226H145V225H143ZM258 226V225H257ZM260 226H261V224H260ZM8 227V226H7ZM114 227V226H113ZM126 227V226H125ZM136 227H138V226H136ZM140 227V226H139ZM138 227V228H139ZM148 227V226H147ZM153 227V226H152ZM165 227H164V229H165ZM193 227V226H192ZM233 227V226H232ZM247 227V226H246ZM250 227H252V226H250ZM254 225H253V228L252 229H254ZM8 228H10V227H8ZM103 228H105V227H103ZM106 228H108V227H106ZM112 228V227H111ZM116 228V227H115ZM123 228V227H122ZM127 228V227H126ZM138 228H137V231L139 232V230H138ZM145 228V227H144ZM143 228V229H144ZM150 228V227H149ZM157 228V227H156ZM174 228V227H173ZM173 228H171L170 227V230L171 231H174L175 230V228H174V230H172ZM181 228V231L180 232H177V234L178 233H181L182 232V229H183V227H180ZM261 228V227H260ZM142 229V230H143ZM152 229H154V228H152ZM160 228H157V230L155 231V232H157V233H154V232H152L153 230H151V232L149 233V231H148V234H151L150 236H148L149 237V239L152 241V240H157V242H159V243H164L165 245V247H167V246H171V249H172V251H173V253H174V256H173V253H172V251H171V253H172V255L171 256H173L172 258H173V262L172 261H168L169 263L170 262H172L173 264H179V263H181V264H193V258H195L194 257V253L196 254V255H200V257H203L204 256V254H205V252H206V245H205V241H204V239L202 238L201 239V242H200V244H196V242L195 241H192L191 240V238L189 237V233H186L185 234V237L184 236H182V237H184L185 239H181V237H178V236H180V235H175L174 234V237L171 235V234H169L174 240H175V242H169V239L171 238L170 236H169V238H168V236H166V235H164V234H160V233H158V232H162V231H164L163 229H160L161 231H158ZM169 228H167V229H165V231H167ZM230 229V228H229ZM251 229V230H252ZM101 230H103V229H101ZM117 230V229H116ZM119 230V229H118ZM128 230V229H127ZM132 230V229H131ZM141 230V229H140ZM141 230V231H142ZM170 230H168V231H170ZM178 230V229H177ZM187 231V229L184 227V229H183V231ZM235 230V229H234ZM234 230H233V232H234ZM242 230V229H241ZM245 230V229H244ZM250 230V231H251ZM100 231V230H99ZM133 231V230H132ZM193 231V230H192ZM255 231V230H254ZM254 231H252V232H254ZM261 231V230H260ZM259 231V232H260ZM106 232V231H105ZM119 232V231H118ZM125 232V231H124ZM142 232H145V231H142ZM242 232V231H241ZM264 232V231H263ZM98 233V232H97ZM101 233H102V231H101ZM113 233V232H112ZM123 233V232H122ZM127 233V232H126ZM134 233V235L135 234H137V232H133ZM132 233V234H133ZM140 233V232H139ZM138 233V234H139ZM146 233V232H145ZM162 233H164V232H162ZM170 233V232H169ZM184 233V232H183ZM256 233V232H255ZM3 234V233H2ZM8 234H10V235H12V231H11V233H8ZM7 234V235H8ZM234 234H235V232L232 234V237L234 236ZM250 234H251V232H250ZM6 235V234H5ZM5 235H3V236H1V237H6L5 238V240H4V238H3V240L5 241V242H7L6 240H7V236H5ZM9 235V236H10ZM98 235H99V233H98ZM103 235V234H102ZM101 235V236H102ZM122 235V234H121ZM130 235V234H129ZM141 235V233L139 234V236ZM198 234L196 233V237H198V239L200 238V234H199V236H197ZM254 235V234H253ZM252 235V236H253ZM260 235V234H259ZM123 236H124V233H123ZM137 236L138 235H136V237H133V239L134 238H137ZM139 236H138V238H137V240H139V239H141V237H143L142 235H141V237L139 238ZM187 236H188V238H187ZM237 236V235H236ZM241 237L240 238H242V237H244V239H246V238H250L251 236L248 234V233H245V232H243V234H241L240 235ZM256 236H257V234H256ZM11 237L12 236H10V238H8L9 240L11 239ZM129 237H131V236H129ZM175 237H176V239H175ZM261 237V236H260ZM13 238V237H12ZM103 238V237H102ZM171 238V239H172ZM181 239V240H184V241H180L179 240V242H181V243H177L176 242V240H178V239ZM14 239L15 240H17L15 237H14ZM130 238H127V240H125V241H128ZM132 239V238H131ZM143 239V238H142ZM145 239V238H144ZM143 239V240H144ZM254 239H256V238H254ZM262 239V238H261ZM11 240H13V239H11ZM146 241H149V240H147V239H145ZM144 240V241H145ZM173 240V241H174ZM195 240V239H194ZM253 240V239H252ZM258 240V239H257ZM14 241V240H13ZM130 241V240H129ZM132 242H134L135 240H131ZM150 241V242H151ZM232 241V240H231ZM237 241H239V240H237ZM240 241H242V240H240ZM239 241V242H240ZM247 241V240H246ZM255 241V240H254ZM264 241V240H263ZM15 242V241H14ZM118 242V241H117ZM121 242V241H120ZM120 242H118L117 244H118V247H119V244H120ZM123 242V241H122ZM121 242V243H122ZM131 242V243H132ZM135 242H138V241H135ZM3 243V242H2ZM131 243H129V244H131ZM241 243V242H240ZM254 243V242H253ZM252 243V244H253ZM257 243V242H256ZM7 244V243H6ZM5 244V245H6ZM10 244H11V247H12V242H10ZM10 244H8L7 246H9ZM125 244V243H124ZM143 244V243H142ZM243 244V243H242ZM245 244V243H244ZM262 244V243H261ZM260 244V246H263V245H261ZM27 245V244H26ZM25 245V246H26ZM139 245V244H138ZM235 245H237V244H235ZM246 245H248V244H246ZM114 246V245H113ZM122 246V245H121ZM124 246V245H123ZM145 246H147V245H145ZM152 246V245H151ZM160 246H162V245H160ZM240 246V245H239ZM259 246V245H258ZM10 247V246H9ZM112 247V246H111ZM115 247V246H114ZM117 247V246H116ZM143 247V246H142ZM153 247H154V243H153ZM231 245L228 247V248H230V250H231ZM242 247H243V245H242ZM245 247V246H244ZM246 247H248V246H246ZM252 247H255V246H252ZM25 249L23 250V251H21V252H24V254H27V256H30V259L32 258V255H33V251L31 250V248H29V246L27 245L26 247H24ZM125 248V247H124ZM123 248V249H124ZM135 248V247H134ZM148 248V247H147ZM150 248V247H149ZM163 248V247H162ZM169 248V247H168ZM240 248V247H239ZM256 248V247H255ZM261 248V247H260ZM264 248V247H263ZM262 248V249H263ZM19 249H23V247H19ZM18 249V250H19ZM110 249V248H109ZM119 249V248H118ZM117 249V250H118ZM137 249V248H136ZM144 249V248H143ZM143 249H142V251H143ZM152 249V248H151ZM153 249H157V248H153ZM242 249V248H241ZM243 249H245V248H243ZM250 249H253V248H250ZM261 249V250H262ZM18 250L16 249V251L18 252ZM115 250V249H114ZM132 251L134 250V249H131ZM136 250H134L133 252H135ZM139 251H141L140 249H139ZM138 250H137V252H135V253H138L139 252ZM147 251H150V250H147ZM146 251V252H147ZM155 251V250H154ZM159 251V250H158ZM161 251H164V249L163 250H161ZM237 251V250H236ZM246 251V250H245ZM245 251H243L242 250V252H245ZM110 252V251H109ZM112 252V251H111ZM110 252V253H111ZM123 252V251H122ZM121 252V253H122ZM145 252V251H144ZM151 252V251H150ZM165 252H167V250L165 251ZM179 252H183L182 253V255L181 256H179L178 254H179ZM239 252V251H238ZM252 252V251H251ZM259 252V251H258ZM262 252V251H261ZM264 252V251H263ZM262 252V253H263ZM19 253H20V251H19ZM99 253H101V252H99ZM123 253H125V252H123ZM122 253V254H123ZM126 253H127V251H126ZM125 253V254H126ZM141 254H143L142 252H140ZM140 253H139V256H141L140 255ZM168 253V252H167ZM170 253V254H171ZM199 253V254H198ZM233 253H234V251H233ZM260 253V252H259ZM258 253V254H259ZM115 254V253H114ZM148 254H149V252H148ZM154 254V253H153ZM153 254L152 255H147V257L149 256V257H152L153 256ZM230 254H231V251H228V253H227V256H226V262H225V264H228L227 263V259L229 258V256H230ZM255 254H257V253H255ZM264 254V253H263ZM98 255V254H97ZM100 255V254H99ZM111 255V254H110ZM118 255V254H117ZM119 255H121V254H119ZM124 255V254H123ZM132 255H134V254H132ZM136 255V254H135ZM144 255H146V254H144ZM154 255H156V253L154 254ZM157 255H159V254H157ZM138 256V257H139ZM143 256V255H142ZM165 256H166V253H165ZM164 256V259H166L167 260V258L168 257H165ZM170 256V257H171ZM252 256V255H251ZM258 256V255H257ZM256 256V257H257ZM259 256H260V254H259ZM262 256H264V255H262ZM98 257V256H97ZM128 257H131V256H128ZM146 257V256H145ZM158 257V256H157ZM161 257H162V255H161ZM160 256H159V258H161ZM198 258H200L199 256H197ZM196 257V258H197ZM233 257H235L234 255H233ZM250 257V256H249ZM254 257H255V255H254ZM107 258V257H106ZM125 258V257H124ZM155 258V257H154ZM163 258V257H162ZM246 258H248V256L247 255H242V253L240 254V256L239 255H236V259H239V260H243L242 262H240V263H238L237 262V264H243L244 263V260H246ZM262 258V257H261ZM105 259V258H104ZM121 259V258H120ZM136 259V258H135ZM149 259H151V258H149ZM164 259H163V261H161V262H164V264H165V261H164ZM202 259V258H201ZM201 259H197V260H201ZM264 259V258H263ZM262 259V260H263ZM32 260V259H31ZM34 260V259H33ZM98 260V259H97ZM128 260V259H127ZM130 260V259H129ZM170 260V259H169ZM197 260H195V262H194V264L196 263V261ZM254 260V259H253ZM259 260V259H258ZM113 261V260H112ZM125 261V260H124ZM151 261V260H150ZM159 262H160V260H158ZM199 261H197V263L196 264H199L198 262ZM108 262V261H107ZM114 262V261H113ZM127 262V261H126ZM148 262H149V260H148ZM147 262V263H148ZM154 262H156V260L154 261ZM167 262V263H168ZM248 261L246 260V263H247ZM250 262V261H249ZM264 262V261H263ZM263 262H261V263H263ZM131 262H129V264H130ZM136 263V262H135ZM137 263H139V262H137ZM245 263V264H246ZM104 264V263H103ZM107 264V263H106ZM109 264V263H108ZM114 264V263H113ZM116 264H118V263H116ZM133 264V263H132ZM144 264H146V263H144ZM153 264H155V263H153ZM158 264V263H157ZM252 264V263H251ZM254 264V263H253ZM260 264V263H259Z\"/></svg>",
  "mask_w": 264,
  "mask_h": 264
}]
</instances>
